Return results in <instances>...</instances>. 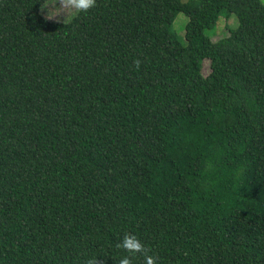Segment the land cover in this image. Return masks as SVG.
I'll list each match as a JSON object with an SVG mask.
<instances>
[{
    "label": "trees",
    "instance_id": "16d2710c",
    "mask_svg": "<svg viewBox=\"0 0 264 264\" xmlns=\"http://www.w3.org/2000/svg\"><path fill=\"white\" fill-rule=\"evenodd\" d=\"M42 3L0 0V264H264L261 1Z\"/></svg>",
    "mask_w": 264,
    "mask_h": 264
},
{
    "label": "clouds",
    "instance_id": "9594fccd",
    "mask_svg": "<svg viewBox=\"0 0 264 264\" xmlns=\"http://www.w3.org/2000/svg\"><path fill=\"white\" fill-rule=\"evenodd\" d=\"M97 6V0H43L42 11L47 10L46 19L57 20L67 23L81 14L88 13ZM135 69L139 71L141 60L133 61ZM117 249L123 250L127 255L119 260V264H133L138 257L143 258V264H157L158 257L151 254L150 247L145 246L134 234L126 232L122 240L116 245ZM85 264H101L97 256L85 261Z\"/></svg>",
    "mask_w": 264,
    "mask_h": 264
},
{
    "label": "rangeland",
    "instance_id": "374dc122",
    "mask_svg": "<svg viewBox=\"0 0 264 264\" xmlns=\"http://www.w3.org/2000/svg\"><path fill=\"white\" fill-rule=\"evenodd\" d=\"M183 2L187 1V0H182ZM261 3L264 5V0H260ZM47 14V10L45 9L44 11H42V13ZM61 22H62V18H60ZM187 22V17L185 16V14L183 13H179L172 25V30L175 32V34L177 35V37L179 38V40L181 42L185 41L184 38V34H185V25ZM238 25V21L237 18L234 15H230L229 17H224L221 16L216 24V27L211 35V38L213 41H216L218 39H220L221 37L225 36L227 34L228 29H234L236 28ZM211 34V33H210ZM203 73L204 75L208 74V62L205 61L204 62V67H203Z\"/></svg>",
    "mask_w": 264,
    "mask_h": 264
},
{
    "label": "crops",
    "instance_id": "0c3cea01",
    "mask_svg": "<svg viewBox=\"0 0 264 264\" xmlns=\"http://www.w3.org/2000/svg\"><path fill=\"white\" fill-rule=\"evenodd\" d=\"M43 14L46 16L47 14H45L44 12H43Z\"/></svg>",
    "mask_w": 264,
    "mask_h": 264
}]
</instances>
